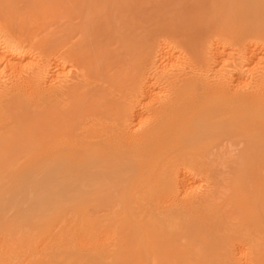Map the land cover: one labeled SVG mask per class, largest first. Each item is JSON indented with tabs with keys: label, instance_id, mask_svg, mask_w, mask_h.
<instances>
[{
	"label": "bare ground",
	"instance_id": "6f19581e",
	"mask_svg": "<svg viewBox=\"0 0 264 264\" xmlns=\"http://www.w3.org/2000/svg\"><path fill=\"white\" fill-rule=\"evenodd\" d=\"M237 1L238 0H216L214 3L212 2V4H211V2L209 0H163L162 4L164 3V5L168 6V7L171 6L172 9H173V7H176V9H173L170 11H168L166 9L167 12L162 11L161 13H159L160 12L159 5H157V4L153 5V8L155 9V11L151 10V8L148 7V5H150V3H148L149 0H0V165H3V167H5L6 166L5 163L10 164L11 161H12V164H14L13 161L17 162V165H18V163H20L21 165L24 163H27V161L29 159H32L31 157H33L34 154H36L35 148L37 146H36L35 142L38 143L39 142L38 140H40V142L42 141L43 149L42 148L41 149L43 150V152L45 154L44 158L46 160L45 163L44 162L43 163H44V165L46 164V168L50 173L53 170L56 171V169L57 170L59 169L58 171H60V173H59V179L58 180L69 179V176L66 175V172L68 171V169H70L71 166H73L75 168H76V166L85 167V168L89 167V170L91 169V166L103 168L102 172L104 173L103 174L104 178L107 177L109 180L111 179L110 181H112V182H106L105 185L107 188H106V190L104 189L105 193H101V191H98L96 193L95 197L97 196L96 198H97L98 204H101L104 201V200L102 201L101 199L107 200V199H110L111 197H113V199L116 197L115 198L116 202L119 201L118 199H121L120 197L122 196V193H123V189H121V186L122 185L125 186L126 182L130 178L129 177L127 180V177H125L126 175L125 176H117L115 179L113 177L114 175L112 177H108L107 175L110 172V171H108V169L115 167V165H120L121 167L132 168L133 172H134V170H135V172L139 171V173L141 171V173H140L141 175H139L140 177H138V179H136L135 181H132V182H134L135 192H138V194H136V196H138L137 198L142 196V199L145 202L142 203L143 201H141V203H139L140 206L139 205L136 207L133 206L135 209L131 206H129V207L133 208L132 210H134V211L130 210L131 212H134V214L136 213V215H138V216H135L132 213V215H134L132 218L133 219L135 218L134 221L137 220V224L140 227V231L142 230L145 233L146 238H149V237L151 238L150 239V246L151 247L148 245L151 250L148 249L147 251H148V253L150 251L152 252L151 257L153 259V262L151 259L150 260L153 264H234V263H237L238 259H236V258L237 257L239 258V256H236L237 251H235V250H237L238 248L235 247L236 249L234 250L232 247H233V245L236 246V244H234V243H235V241H237L236 240L238 238L237 236H239L240 233L234 232L236 230H233L232 229L233 227L230 226V225H234V224H231L232 219L230 218V216H228V214H229V211L233 209V207H231L232 209L227 211V209H229V207H227V209H226L225 202L227 201V204H229L228 201L230 202V200H228V197L226 198L227 200H225L224 203L220 202L219 199H220V197H222V196H220L221 195L220 193L222 192L220 188H223V191H225L226 188L224 189V187H227L228 190L227 189L226 190L228 191L229 197L233 198V196L237 192V187L241 186L240 183H242L243 186L245 187L243 180H245V181L248 180L249 177H245V176L247 173L246 169L248 166H250V164L245 165L246 167L244 165H242L245 158H247V156L250 155L246 151L252 152V149H254L253 148L254 147V140L256 141V137H260V136L264 137V102H263V98H262V97H264V96H262V95H264V76L262 74L263 72L261 71V69L263 70L264 67L263 68L260 67L261 69L257 67L258 69H260V71H261L260 73L258 72L259 71L258 69H256L257 71H255V69H252L255 72L250 71V72H252L251 74H253V75H251L248 78H246V77L242 78L243 75H242V77H240L241 76L240 72L235 70V72H236L235 76L237 75V77L234 78V77H232L233 75L229 76L231 72H228L229 74L227 75V73L224 72L220 67V66H222V67L224 66V65H222L223 64L222 61L224 63H227L226 60L227 61L229 60L228 58L230 56L228 57L225 55L226 57H224V59L226 58V60L222 59L220 61V66L218 65L220 67V70L217 71V68H219L218 66L214 67V68H216V71H215V69H214V71L217 72L216 75L213 72V75H215V77H214V76L209 75L210 71H213L212 70L213 67H211V66L214 63H212V64L210 63L211 64L210 65L209 62H207L206 58L204 57L205 54L204 55L201 54L202 50H201V52H199L200 47H203V45H200V44L204 43L203 39L201 42H199L201 39L199 37V33L201 32V35H203L202 32L204 31L203 28L205 27V26L203 27V25H205V23H207V26L211 27L212 23H215L216 21L221 20L223 22V24H221V23L220 24L223 25V27H226L228 25V23L229 24L232 23V27H234L233 21L235 20V17H234L233 12L231 14V15H233V17L229 16L226 18L225 15L228 12H230V10L225 11L226 14L224 15L225 16L224 17L222 13H223V9L225 8V6L222 9V12L220 13V14H222L221 16L219 14V9H220V6H222L223 4H226V3H227V6L229 5L228 3H230V5H234V4L239 5V3H238L239 1L238 2ZM240 1H243V0H240ZM236 2H237V4H236ZM251 2L253 3V1H251ZM241 3H243V5H244V2H240V5H242ZM258 3H259V5H257V10L260 9L259 8V6H260L262 8V11H263L262 13H264V0H260V2H258ZM162 4L160 2V5H162ZM245 4H247L246 8L253 6V5L248 6V3H246V2H245ZM164 5H162V6H164ZM172 5H174V6H172ZM240 5H239V7H237V6L236 7L240 8ZM255 6H256V4H255ZM209 9L212 11H210ZM226 9H228V7ZM229 9H232V7L231 8L229 7ZM245 9L244 10L241 9V10H242V12L244 11V13L246 14ZM237 10L239 12L240 9H236V11ZM250 11H251V9H250ZM259 11H261V10H259ZM259 11H257V14H256L257 18L256 19H258V12ZM240 13H241V11H240ZM247 14H249V13H247ZM252 14H254V13H252ZM240 15H242V13ZM248 16H250V15H248ZM241 18L242 17L240 16L239 19H241ZM242 19H244V18H242ZM247 19H249V18L247 17ZM241 20H239V21L241 22ZM236 22H237V20L235 21V23ZM242 22H244V21H242ZM248 22H250V21H248ZM262 22L264 23V21H262ZM262 22H259V20H258L257 23L260 24V26H261ZM200 23H202L201 26L203 28H201V29L203 31L202 30L199 31L200 28H197V27H201V26H197V24L199 25ZM253 23H254V21H253ZM220 24H219V26H220ZM244 24H245V22H244ZM237 25H239V24H237ZM242 25L243 24H241L239 26H242ZM213 26L211 27L212 31L215 30V28H216V27L213 28ZM230 26H231V24H230ZM230 26H229V28H230ZM260 26H256V27L247 26L246 28L240 27L239 29L236 28L237 30H235L233 32V35H234L233 39L236 38L235 41L233 40L234 42H237L238 39H239V41H247V43L244 45L245 46L244 49L242 50V54H243L242 57H244L249 62V64H251L253 61H255V64H256L255 59L257 58V61H258V58L260 60V58L262 57L261 54L264 55V39L263 40H256V41L253 40L254 39L253 37L258 36L257 33L259 32L258 30L260 29ZM221 27H219V28H221ZM204 29L206 30L207 28H204ZM222 30L225 31L226 34H231V33H227V29L222 28ZM230 30L232 31L231 28H230ZM209 31H210V29H209ZM223 31H220V33H216V34H222V33L225 34ZM163 32H166V34L173 35V37L171 36L173 39L175 37L180 39L181 40L180 45H181V47H184L183 51L187 50V49H189V50H191V49L198 50L199 49L197 52L195 50H192L189 52L195 53L196 55L194 54V56H196L197 58L199 55L200 58H198L197 60H193L194 63H190L192 61L189 62L187 60V62L185 64H187V63L191 64V65L190 64L187 65V66H190L188 69L184 68L186 65L183 63L185 66H183V68H182V66H180L181 69L180 70L178 69L177 73L170 75V73L172 74V72L169 73L167 71L169 74L166 73V75L164 74V76H162L163 75L162 73L166 72L165 69H167V67H166L167 64H166V66H164L160 62H162L163 59L169 58V57L165 58L164 56H170V59H171V56H173V52L175 51L174 50L171 52V50H173L171 47L172 44L171 43H168L169 45L166 44L168 40L166 41L165 39L163 40V42L159 41L161 44H163L166 41L163 46L159 45L157 47L158 44L156 45L157 49H160V50H157L156 47L154 48V45L157 41L158 36L160 34H163ZM215 32H218V31H215ZM228 32H229V30H228ZM260 32H261V30H260ZM208 33L210 34V32H208ZM205 34L206 33H204V36L207 35V34L206 35ZM211 35H209V37ZM233 35L231 34L232 37H233ZM201 37L203 38V36H201ZM217 38L218 37H216V39H214V38L213 39L218 40ZM258 38L261 39V36ZM263 38H264V36H263ZM178 39L175 38V41ZM197 39H199V40L197 41ZM208 40L209 39L207 38L206 42ZM222 40H224V39H222ZM196 41H197V43L199 42L198 43L199 45L197 44L198 46L196 45ZM219 41L220 40L217 41L218 45L216 44L217 42L214 43L215 47H218V48L222 47L223 46L222 44H224V42H227L228 40L227 41L224 40L221 45H220L221 41L220 42ZM182 42L186 46H183ZM212 42H213V40H212ZM229 42H230V44H228V42H227V44H228L227 47H230L229 45H231V41H229ZM208 44L209 43H207L206 45H208ZM214 44L213 45L211 44V45L214 46ZM227 44H224V46H226ZM242 44H244V43H242ZM206 45H204V46H206ZM237 45H239V44H237ZM237 45H235V46H237ZM233 46L234 45H232L230 48L232 49ZM159 47H161V48H159ZM215 47H213V48L216 50ZM227 47H226V49H227ZM239 47H237L236 50L238 52H241L240 51L241 49L238 50ZM173 48H175V46H173ZM176 48H178V47H176ZM207 48L211 49V47H208V46L206 47V49ZM155 49L160 52V55L161 54L163 55L162 58L159 57L160 59H162V61L159 60L160 61L159 65L165 67V69L162 68V70H161V68H159V66L156 65L157 70L162 71L161 72L162 78L159 77V79H153V78H151V76H150V78H148L149 77L148 75H150L148 71H150V70L154 71L153 69H155L154 68L155 62L153 63V66H152V62L157 61V59H158L157 56L159 53L158 52L156 53ZM201 49L205 50V47L201 48ZM208 49L205 52H212L211 50H213V49H211L208 51ZM232 50H234V49H232ZM218 51H219V49H218ZM237 51H235V53H237ZM177 52L179 53V51H177ZM180 52H182V50H180ZM184 52H188V50L184 51ZM221 52H223V55H224V51H221ZM232 52H234V51H232ZM155 54H157V55H155ZM175 54H174V56H175ZM218 54H219V52H218ZM227 54H228V51H227ZM234 54H233V57L236 55V54L235 55ZM208 55H209V53H208ZM211 55H210V57L213 56V55L212 56ZM221 55H219V56H221ZM176 56H180V55L176 54ZM181 56H182V54H181ZM155 57H157L156 60H154ZM239 57H240V55H239ZM212 58H214V57H212ZM230 58H232V57H230ZM236 58L239 59L238 57H236ZM214 59H216L218 61V57H216ZM232 59H234V61L236 60L235 58H232ZM240 59H239V61H240ZM262 59H264V56L261 58V60H260L261 62H262ZM164 61H166V60H164ZM177 61H178V59H177ZM183 61H185V60H183ZM181 62H182V60H181ZM70 64H72V67L76 66L80 70V73H78L76 78L73 77V75H72V77H73V79L71 78L72 81L68 82L65 80V78H61L64 76V73H63V71L61 72V70L65 69V67H67L66 65H69V67H70L71 66ZM228 64L229 65L233 64L232 60ZM253 64L254 63H252L251 66H254ZM257 64H260V63H257ZM149 65H151L153 67V69ZM196 65H197V67H199L196 69L197 70L200 69L199 72H195ZM233 65H234V68H233ZM233 65H232V68L237 69L235 67H237L238 65L235 66L236 65L235 62ZM242 65L245 66L244 62ZM258 66H260V65H258ZM149 67L151 69H149ZM224 67H226V64ZM229 67H231V66H229ZM229 67L227 66V68H229ZM243 67H241V68H243ZM246 67H248V65H246ZM227 68H226V70H227ZM249 68H251V67H249ZM249 68L247 70H249ZM73 69H75V68H73ZM169 69H171V68H169ZM169 69H167V70H169ZM176 70H177V68H176ZM241 70H243V69H241ZM59 71H60L61 75H60ZM68 71H69V69H68ZM151 71H150V73H151ZM169 71H171V70H169ZM244 71H242V72H244ZM218 72H220V73H218ZM222 72H224V73H222ZM237 72H238V74H237ZM62 73H63V75H62ZM155 73H157V72H155ZM152 74H153V72H152ZM65 75H66V73H65ZM244 75L247 76V73L246 74L244 73ZM248 75H250V74H248ZM59 76H61V77H59ZM64 77L67 78V76H64ZM152 77H154V76H152ZM155 77H158V76L155 75ZM69 79H70V77H69ZM163 82L164 83L167 82V85H171V89L168 90V92H167V94H165V96H163L164 94H162V97H160L157 95H161V93H158L157 95L154 94V90H156L154 88L156 86H158V84H160V83L164 84ZM160 86L156 87V88H161V91L163 88V90L165 91L166 87H162V86L160 87ZM110 87H114V89H116V91H117V89L120 91L122 90L123 95L121 94V97L124 96V98H121L120 96H115V94H117L116 91L113 92L114 89L112 88L113 90H110ZM167 89H168V86H167ZM158 90H160V89H158ZM157 92L158 91H156V93ZM164 93H166V92H164ZM206 97H207V99H206ZM259 97L262 98L261 101L263 103H261V101H260L261 98H259ZM251 99H257L260 101V102L257 101V102H259L256 106L257 108L251 107V106H254V104L256 103L255 100H253L255 103H253L250 106V104L252 103ZM250 100H251V102H250ZM248 102H250V104H248ZM254 115L257 117L256 118L253 117ZM144 116H147V118ZM136 122L140 123L139 128H138V126L135 127V124L137 125ZM133 129H138V131H134ZM75 132L77 135L82 134L81 136L86 137V139L83 140V142H81L79 144H77L78 142L76 141L77 143H75V145H73V146L71 145L72 149L75 148L74 150H72L71 147L69 146V144H70L69 141L71 140L70 137H73L72 134ZM236 133L243 136V137L240 136L241 139L243 140L242 142L240 141L241 143H243L245 141V146L243 145L244 146L243 148H245V149L241 148L242 151H244L245 153L240 152L242 154L241 160H240V157L238 156L240 163H242L241 166H240L239 162L237 164L239 166H236V165L234 166L232 164L231 165V168H232L231 171H228V170H230V169H228V167H227L228 170H226L225 167H222L227 171L229 176H231V173H232V176L230 178H227L229 176H227V177L223 176L222 170L220 171L218 168L219 165H216L215 163H213L217 160V158L215 160V156L217 157V155H216L217 152H216L215 156L211 152V154H213L212 158L214 157L213 158L214 161H213L212 159L209 158L211 155L210 154H209L210 156L207 155L208 153H210L211 149L208 151L207 149H209V148H206L205 152L206 151H208V152H206L207 154L205 152H203V160L200 161V163H199V164L202 163L201 164L202 166L200 165L202 169H199L200 167L198 168L197 165H199V164L196 161L195 162L197 163V165H195L194 167H197V169L201 170V172L204 173V176H206L207 179H211L212 183H214V185L216 187L214 186V188H211V187L209 188L208 187L209 184H208V185H206L207 189L201 192L202 186L200 184L202 182L199 183V185H198L197 182H199V181H197L196 182L197 185H196L194 183L195 181L193 179L196 178L195 180H197V178H199L201 181H203V179H201V178H204V176H202L201 178L198 176L194 177L191 180H193L192 182L196 185V186H194L195 189H196V187L200 188V193H198L199 191L198 192L191 191L193 189V186H192L191 190L188 188L190 190V193H188V189L186 190V186H187L186 182L189 181V180H187V176H189V178H190L192 175L189 174L187 172V170H185L186 167L184 168V166H188L189 163L191 162V160L192 161L194 160V159H191L190 154L189 155L186 154L187 151H186V153L181 152L180 154H178L179 156L178 155L175 156L173 153L172 155H174V156H170L169 159L166 158V156H165L164 158H166V160H164V159H163L164 161L160 160V163L158 160V163L160 165L158 164V166H156V167H154V165H152L155 163V160L153 161V163L151 161H149L150 159L147 160L146 162L144 161L146 166L140 165L138 167V164H140L141 162L137 163V164L133 162V161L136 162L137 159L132 161V159L130 157V161H129V159H127L128 161H124V160H122L123 159L122 157L119 158L120 154L117 157L115 155H113L114 159L119 158L118 160H120L117 164H115L114 162H112L114 159L109 158V157L105 156V154H104V153H107V152L112 151V150H118V149L113 148L114 138L122 136V135H123V137L121 138V140L124 139L125 136L130 135L131 138L134 137V139H131L132 141L133 140L136 141V139H138L136 142H132V143H135V144L137 143L136 145H138V144L144 145L146 143L147 145L146 144L145 145L149 148H146L142 152H144L145 154L148 155V157L151 158V156L155 157V155L158 154V151L160 150L158 147H160V146H162V148H161L162 150H165L166 148H168V146L172 147L175 145L177 146V144L178 145L181 144L178 141L179 140L178 137H181V136H183V138H184L187 136L191 137V134H197V137L198 138L200 137L201 140H203L202 138L204 137V140L202 142L206 146L207 145L210 146L211 144H213L214 140L218 139L219 137H222L225 134L237 135ZM130 136L127 138L130 139ZM74 137L77 138L76 136H74ZM226 137H227V135H226ZM231 137H233V136H231ZM227 138H229V137H227ZM139 139H140V142H139ZM220 139H222V138H220ZM220 139H218V140L220 141ZM238 139L241 140L240 138H238ZM258 139H260V138H258ZM76 140H78V138ZM124 140L123 141L118 140V141L123 142V146L125 147L124 143L126 142V139H124ZM190 140H195V139L191 138ZM233 140H235V139H233ZM72 141H73V138H72ZM141 141L144 142V144L141 143ZM222 141L223 140H221V142ZM260 141H262V140H260ZM260 141H258V142H260ZM130 142L131 141H128L127 144ZM158 142H160L161 144L158 145L157 144ZM262 142H264V140ZM262 142H260V143H262ZM117 143H116V145H117ZM197 143H198V141H197ZM218 143L220 144V142H218ZM259 144H258V146H260ZM191 145H193V144H191ZM38 146H40V144ZM199 146H202V145L200 144ZM262 146L264 147V144ZM115 147H117V146H115ZM216 147H214V148H216ZM229 147H230V144H229L228 148ZM189 148H191V147H189ZM189 148L186 150H190ZM214 148H212V149L215 150ZM228 148L227 149L225 148V149L228 150ZM234 148H237V147L236 146L232 147V150ZM258 148H256V146H255V149H258ZM76 149L79 150L78 154H76V152H75ZM157 149H159V150L157 151ZM198 149H199V147H198ZM202 149H203V146H202ZM219 149H220V147H219ZM235 150L237 151V149H235ZM258 150H256V151H258ZM123 151H125V150H123ZM38 152H42V151L38 150ZM160 152H161V150H160ZM169 152H171V151H169ZM169 152L166 154L168 155ZM177 152H179V151H177ZM200 152H201V150H200ZM125 153H126V151H125ZM140 153H141V151H140ZM204 153L207 156H205ZM233 153L235 156L236 152L234 151ZM233 153H231V154H233ZM259 153H264V152L262 151ZM237 155H238V153H237ZM257 155H256V157H257ZM141 156H142V154H141ZM196 156L197 157L199 156L198 153L196 154ZM229 156H228V158H229ZM41 157L43 158V156H41ZM156 157L158 158L159 156L156 155ZM258 157H259V155H258ZM258 157L256 160L261 162V160H258ZM263 157H264V155H263ZM254 158H255V156H254ZM260 158L261 157H259V159ZM159 159H160V157H159ZM198 159H199V157L197 158V160ZM223 159H225V158H223ZM249 159H251V157ZM39 160L41 163L40 158H39ZM138 160H140V159H138ZM199 160H201V158ZM199 160H198V162H199ZM218 160H220V159L218 158ZM36 161H38V160H36ZM188 161H190V162H188ZM234 161H236L235 157H234L233 163H234ZM263 161H264V159H263ZM35 162H32V163L35 164ZM254 162H255V160H254ZM185 163H186V165H185ZM191 164H192V162H191ZM221 164H223L225 166L227 165L224 163H221ZM11 165H9V166L7 165V166L10 167ZM21 165H18L17 169H19V167L23 166V165L22 166ZM27 165H28V163H27ZM223 165H221V166H223ZM34 166H36V165H34ZM40 166H42V165H40ZM40 166L38 165V168ZM255 166L253 165L252 167H255ZM259 166H260V163H259ZM260 167L263 169L264 163H263V167L262 166H260ZM15 168L16 167H14V169ZM75 168H73V169H75ZM40 169L43 171V167H41ZM40 169H38V170H40ZM76 169H75V171H76ZM197 169H196V171H197ZM1 170H4V169H1ZM12 171H14V170H12ZM16 171L14 173V177L17 176V175L15 176V174L17 173ZM48 171H47V173H48ZM72 171H74V170H72ZM257 171L261 172V170H257ZM257 171L255 172V168L253 169V172H255L256 175H258ZM263 171H264V169H263ZM4 172L2 171V173H1V171H0L1 174H3ZM54 172L51 174H54ZM120 172H122V171H120ZM129 172H131V171L129 170ZM191 172L194 173L193 170L192 171L190 170V173ZM229 172H230V174H229ZM7 173H8V171H7ZM9 173H10V171H9ZM56 173H55V175H56ZM1 174H0V176H1ZM10 174H12V173H10ZM116 174H118V173L116 172ZM195 174H196V172H195ZM200 175L201 174H199V176ZM249 175H250V172H249ZM260 175L262 176V174H260ZM260 175H259V177H260ZM9 176L10 175H8L7 177H9ZM14 177L12 178L13 180H14ZM224 177H226L229 180H226V178H224ZM243 177H245V179ZM251 177H253V176H251ZM0 178H3V176H1ZM6 178H3V179H6ZM56 178H58V177L56 176ZM134 178H136V175ZM23 179L21 177V179L19 181H21ZM48 179L50 180V178H48ZM78 179L79 178H77L76 181ZM97 179H96V181H97ZM260 179H261V177H260ZM262 179H264V178L262 177ZM15 180H14V183H15ZM132 180H134V179H132ZM191 180L189 181L190 183H191ZM251 180H252V178H251ZM253 180H254L253 185L255 186V182H256L255 180H258V178L257 179L253 178ZM19 181L17 183H20ZM54 181H55V183H57L56 182L57 179ZM76 181H74V182H76ZM86 181L87 180L85 179V182ZM94 181H95V179H94ZM205 181H203V183ZM248 181H250V179ZM1 182H2V179H1ZM29 182H30V179L28 180V184H29ZM40 182L41 181H39V183ZM101 182L96 183L98 185L94 184V186L102 185ZM226 182H227V184H226ZM262 182H263V180H262ZM2 183L0 185H2ZM11 183H12V181H11ZM43 183H44V181H43ZM50 183L51 182H49L47 184H50ZM55 183L53 182L52 184L55 185ZM59 184H61V183H59ZM248 184L251 185L250 188L247 186ZM248 184L246 185L247 189L248 190L252 189L253 188L252 183L250 184V182H248ZM18 185H21V183ZM70 185H69V187H70ZM258 185H260V182ZM258 185H256L255 187H257ZM8 186H10V185H8ZM8 186H7V188H8ZM15 186H16V183H15V185H13V187H15ZM52 186L53 185H51V187ZM94 186H92V187H94ZM124 186H123V188H124ZM149 186L152 187V189H151L152 192H150V193L147 192L148 190L151 191L149 189ZM210 186H212V185H210ZM3 187H5V186H3ZM20 187H22V186H20ZM62 187H64V186H62ZM62 187L60 188V190L62 189ZM190 187H191V185H190ZM246 187H245V189H246ZM18 188L19 187H16V189H18ZM32 188L34 189L37 187L34 186ZM112 188H113V190L110 191ZM144 188H145V190L148 189V190H146V193H149V195L152 193L153 196L151 195L150 198L151 199L153 198L152 199L153 201L152 200H151V202L146 201L148 199L149 195L148 194L145 195V193H144L145 190H142ZM241 188H243V187H240L239 191L241 190V192H242V190L244 188L243 189H241ZM140 189L142 191H144L143 192L144 194L141 192L142 193L141 196H140L141 193H139V191H141ZM202 189H204V188L202 187ZM253 189H255V188H253ZM4 190H3V192H4ZM22 190H24V189H22ZM36 190L37 189L34 190V193L37 194ZM45 190L47 191V187L45 188ZM45 190L43 188L44 192L43 193L41 192L43 194V196H46V195H44L47 193ZM48 190L50 191V189H48ZM66 190H67V188H66ZM185 190L187 191V193ZM196 190H199V189L197 188ZM256 190H254V191H256ZM261 190L264 192L263 189H261ZM14 191H17V190H14ZM14 191L11 190L10 192H12V194H13ZM27 191H28V189H27ZM40 191H42V190L39 189L38 192H40ZM61 191H60V193H61ZM92 191H94V189ZM182 191H185L184 193H186V194H183ZM250 191L251 190H249V193H250ZM24 192H26V190ZM24 192H23V194H25ZM124 192H126V194H127L128 191L124 190ZM181 192L184 196L181 195ZM243 192H245L247 194V192L245 190H243ZM243 192H242V197L245 195V193L243 194ZM258 192L260 193L259 190H258ZM14 193L16 194V192H14ZM26 193H28V192H26ZM66 193H63L62 195L66 194ZM72 193H74V192H72ZM251 193H252V196H254V195L256 196L255 193H253V192H251ZM259 193H257V194H259ZM48 194H49V192H48ZM85 194H81V196L85 195ZM224 194H227V193H224ZM55 195H56V193H55ZM55 195H53V196H55ZM74 195H76V194H74ZM109 195H111V197ZM123 195H124V193H123ZM37 196H39V195H37ZM43 196L39 197V200L41 199L40 202H42V203H43V199H44ZM125 196L127 197V195H125ZM143 196H144V198H143ZM145 196L147 199L145 198ZM57 197H59V196H57ZM134 197H135V195H133L131 198L133 199ZM46 198H48V196ZM150 198L148 200H150ZM243 198H245V196ZM248 198H249V196H248ZM113 199L111 198L110 201H112V203L115 204L116 202L115 201L113 202ZM123 199H125V197ZM132 199H130V200L132 202H134L133 201L134 199L133 200ZM44 200H46V199H44ZM100 200H101V202H100ZM140 200H141V198H140ZM246 200L249 201V199H245L244 201H246ZM251 200H252V198L250 199V201ZM253 200H256V204L258 203L256 198H253ZM259 200H260V198H259ZM107 201H109V200H107ZM107 201H105L104 203H106ZM123 201H122V204L125 203V202L123 203ZM247 201L244 204H247L248 203ZM260 201H261L260 205H262V202H263L262 199ZM40 202H38V203H40ZM90 202L91 201H89V203ZM146 202L148 204L151 203L150 207H149V205H147ZM104 203L102 205H104L106 207L108 205H109L108 207H110V205L112 206V204H110V202H109V204H106V205ZM120 203H121V201L118 202L117 206L120 205ZM136 203L138 204V202H136ZM64 204H62V205H64ZM68 204H69V202L66 205L68 206ZM84 204H83L84 209H86L85 208L86 206ZM122 204L120 206H122ZM127 204H129V203H127ZM127 204H125V205H127ZM134 204H135V202H134ZM134 204L132 203V205H134ZM254 204H255V202H254ZM43 205L46 206L48 204L45 205V202H44V204H42L41 206H43ZM96 205H97V202H96ZM151 205H152V207H151ZM235 205L237 207L239 206L238 208H241V209L243 207L244 208L246 207L244 205H243V207H241L240 205H237V204H235ZM250 205L247 204V207L252 206V205L251 206ZM113 206L115 207V205H113ZM117 206H116L117 210L116 209L112 210L114 208L113 207V208H111V210H112L111 212L117 211L116 213L118 215H121V213L124 214L122 211H120L123 209H120L119 208L120 206H118V208H117ZM256 206L259 207L258 204ZM124 207L126 209V206H124ZM224 207H225V209H224ZM258 207H256V208L257 209L262 208V207H260V208H258ZM35 208L37 209V207H35ZM137 208H139V209H137ZM236 208H235V210H236ZM238 208H237V210H238ZM77 209H81V207L80 208L78 207ZM101 209H103V208H100L99 210H101ZM104 209L106 210V212L108 209L110 210V208H108V209L104 208ZM245 209L247 210V208H245ZM248 209L250 210V208H248ZM252 209L255 210L254 207ZM66 210L68 211V215L70 214V216L72 217L71 221H73V217L75 215L73 214V212L71 214L70 210H68V209H66ZM99 210H98V212H100V213L103 212L102 210L101 211H99ZM105 210L103 212L104 215L101 214L104 216L102 218H100L101 216L98 217V215H96L97 212L94 210H93L94 213H91V211H90V214H88L89 215L88 218H90V217L93 218L92 219L93 221L90 220V221H92V224H93L91 231L93 230L92 233L95 232L93 234L95 237L97 235H99L98 238H100V235H102L103 237H101V238L105 239V241L109 240V238H110L111 239L110 241H113V243H115L110 248L111 245H108L107 243L102 241V242H104V244L101 243L100 245H105V244L108 245L107 247H104L107 250L106 253L102 254V256H101L99 251H97L101 248V247H99L100 245H98L99 242L94 241V242L98 243V244L95 243L98 246H96L94 243L93 244L96 247H94L93 244H92V246L96 249L99 247V249H97L96 251H92V252H95L94 254H97L96 252H98L99 255H97V256H99V257L94 258L95 260L90 257L89 259H92V260L87 261V259H86V261L80 262V261H82V259H81L80 261L76 262L75 259L77 260V257H75V259H74L71 254H70L71 255L70 257L65 256V255L63 256L60 253H58V255H57V253H55V255H53L52 254L53 250L56 249L57 247H60V246H56V248L53 247L54 248L53 250L51 249V251H50V252H52L51 255L47 256V254H46L45 257H42L40 259V261L34 262V264H135L133 262V260H135V258L133 259L132 256L134 254L138 253L137 252L138 245L134 242L136 239V234H138L140 231H135L137 229H135L134 227L131 226V222H130V224H128V223H126V221H122L120 218H122L123 215L120 216V218H119L120 220L118 221L117 217H119V216L111 217V214L109 212H107V213H109L110 216L105 214ZM249 210H247L246 213ZM67 211H66V213H67ZM82 211H83V213L88 212V211L84 212V210H82ZM135 211H137L138 213ZM241 211L242 210H240V212ZM245 211H242V212H245ZM251 211H253V210H250L251 214L248 212V214H249L248 216L253 214V212H251ZM263 211L264 210H262V212H260V210H259L260 215H261V213H263ZM19 212H21V211L19 210ZM30 212H32V211H30ZM35 213H37V211H35ZM35 213H34V215H35ZM49 213H51V212H49ZM100 213H98V214H100ZM116 213H114L113 215H116ZM17 214H18V212H17ZM22 214H24V211L22 212ZM54 214H56V213H54ZM91 214H93V215L95 214L96 216L95 217H93V215L90 216ZM231 214H232V212H231ZM236 214L239 215L241 213L237 212ZM0 215L2 216L3 214H0ZM65 215H67V214H65ZM72 215H74V216H72ZM83 215H82V217H83ZM232 215H234V214H232ZM232 215H231V217H233ZM84 216H86V215H84ZM124 216L126 217L125 214H124ZM252 216H251V218H252ZM257 216H259V215H257ZM80 217H81V215H80ZM80 217H78V219ZM136 217H137V219H136ZM228 217L230 219V222H229L230 225L228 224V221H229ZM261 217H263V215ZM115 218H116V220H115ZM132 218H130V219H132ZM254 218H255V215H254ZM4 219H5V217H4ZM6 219H8V218H6ZM60 219H62V218H60ZM235 219H237V217H234V220ZM258 219H260V218H258ZM21 220H22V217H21ZM34 220H36V219H34ZM62 220L64 221V218ZM132 220H130V221H132ZM71 221H70V223L68 221H66V222H68L69 224H72L73 222H71ZM77 221H79V220H77ZM81 221L83 222V220H81ZM90 221H88V222H90ZM239 221H240V219H239ZM256 221H258V220H256ZM262 221H264V220H262ZM3 222H6V220H3ZM10 222H6V223L9 224ZM53 222H54V224H53ZM88 222L86 221L85 224ZM236 222L237 223H235V225L238 224V220ZM14 223H15V220H14ZM63 223L61 220H58L56 218L51 217V219L45 220L44 226L41 225L42 228H41V226L40 227L37 226V227H39V229L37 228V230L40 231L41 236L43 235V238H44V239L42 238V240H44V241H42L43 243L40 240V243H42V244H39V245L42 246V245H44V242L48 243L49 240H53V241L56 240V242L58 243V241H59L58 239L62 235L61 234L62 230H64V232H67V230L65 231V228L67 229V226L69 225L67 223H64L66 225L63 226L62 225ZM8 224H5V225L7 226ZM80 224H82V223H79V225ZM239 224H241V222ZM247 224H248L247 226H249V223H247ZM261 224H264V222H261V220H260L259 225H261ZM76 225L78 226L77 223H76ZM2 226H3V228L6 227V226L4 227V225H2ZM245 226H243V228H245ZM21 227L22 228L26 227V229L28 228L27 225L26 226L24 225ZM63 227H64V229H63ZM80 227L81 226H79L78 228H80ZM83 227L84 226H82L80 229L77 228L78 231H80L79 233H81V231L85 228V227L84 228ZM86 227L89 228L88 224ZM131 227L134 228L135 230L132 229ZM234 227H236V226H234ZM250 227L251 226H249L248 230L250 229ZM262 227L264 228V225ZM3 228H0V229L2 230ZM12 228H15V227H12ZM252 228H254V227L252 226ZM263 228L260 229V227H259L258 228L259 230H256V229L255 230L258 233L260 230L264 231ZM70 229H72V227ZM237 229H239V227H237ZM241 229H239V230L241 231ZM84 230H86V229H84ZM19 231H23L21 234V235H23L24 230L21 229ZM28 231H30V229ZM28 231H27V233H29ZM31 231H33V229H31ZM34 231H36V229ZM73 231L74 230L72 229V232ZM75 231H77V230H75ZM87 231H89V230L87 229L86 231H82V234H83V232L86 233ZM227 231L237 233V234L235 236H232L233 234L231 235V233H230V235H229L227 233ZM245 231H246V229H245ZM261 231L259 232L261 235L259 233H258L259 235H257V233L255 234V232L253 234H255L256 236H259L262 240L264 233L262 235ZM14 232H15V230H14ZM72 232L70 231L71 235H72ZM16 233H17V235H19L20 232L18 233V230H17ZM16 233H14L13 236L17 237ZM67 233H69V231ZM75 233H76L75 235L78 234V236H80L82 238V235H79V233H77V232H75ZM223 233L225 235L227 234L229 237L230 236H232L234 238L236 237V239H233L232 237L229 238V239L232 238V241L235 240L234 243L230 244V242H232V241H230L229 239L226 240L228 238V236H227V238H226V236L224 237ZM29 234H31V233H29ZM70 234H68V235H70ZM86 234H85V237L88 235V234L87 235ZM90 234L91 233H89V235ZM241 234L243 235V232ZM21 235H20V237H21ZM68 235L66 237H69V239H71L70 236H68ZM242 235H240V236L242 237ZM78 236H77V239H78ZM94 236H92V237H94ZM182 236H185V238L188 237L189 239L187 238V240H186L183 237L185 239L183 241ZM246 236L247 235L245 234L244 237L247 238ZM2 237L3 236H1V238ZM8 237H9V234H8ZM71 237L73 239V237H76V236L72 235ZM259 237H257L258 240H260ZM62 238H65V237H62ZM90 238L91 237H89L88 241H91ZM138 238H139V242H140V237H138ZM252 238H254V237H252ZM257 238L255 237V239H257ZM31 239L32 238L30 236V242H32ZM77 239H76V241H78L80 238L78 240ZM84 239L85 238L83 236L82 240H84ZM238 239H240V238H238ZM0 240L2 241V239H0ZM11 240L13 241L11 243L12 246H13V244L17 243V241L19 242V240L14 241V238ZM21 240H22V237H21ZM26 240H27V234H26ZM45 240H47L48 242ZM64 240H66V239H64ZM74 240H75V238H74ZM82 240H81V242H83ZM95 240L100 241V239H95ZM188 240H191V242ZM224 240L229 242L228 243L229 247L235 251L234 253L236 255L231 253L230 250H232V249H229L228 246L226 247V241L224 243ZM240 240H241L240 242H242L243 239H240ZM248 240L249 239H247V241ZM258 240H257V242H258ZM261 240L259 242H261ZM5 241L3 240L2 242H5ZM27 241L25 244L29 246L30 242L28 241L29 243L27 244ZM37 241H36V243H38ZM76 241H74V242H76ZM85 241H87V239ZM181 241L182 242L186 241V242L184 243V245L183 244L181 245L180 244ZM247 241L245 242V244L247 243ZM2 242L0 245L1 246V248H0V264L15 263L14 261H17L16 259L14 260V258H16V255L14 258H12L13 254L15 253L14 250L18 249V252H19V250H20L19 248L20 247L22 248V246H24V243H22L20 241L21 242L20 244H22V246H20L19 244L17 246L15 244L16 246L14 245V247H16V248L14 249V247H12L14 250H13V252H11V249H10L11 247L8 248L7 245H2ZM9 242H10V240H9ZM23 242H24V240H23ZM33 242H35V239ZM74 242H72L73 245H74ZM250 242H251V239H250ZM59 243H60V245H61V243L63 244L62 241H60ZM64 243H65V241H64ZM72 243H69V245L72 246ZM79 243L80 242L78 241V244ZM89 243H92V242H88L87 244L89 245ZM108 243H112V242H108ZM253 243H255V242L253 241ZM53 244H54V242H53ZM53 244H51V245L53 246ZM78 244L77 245L75 244L76 247H74V249L76 248V252L80 249L79 247H77ZM85 244L83 243V247H82L83 252L85 250V247H84ZM140 244L143 247L141 242H140ZM238 244L241 245V243H239V241H238ZM245 244L243 245V243H242V246H245ZM257 244H259V243H257ZM48 245L51 247L50 244H48ZM48 245L46 246L47 248H49ZM69 245H68V247H69ZM231 245H232V247H231ZM250 245H251V247L254 248L251 250L252 251L254 250L253 254L255 257V253L256 252L259 253L258 250L261 251L262 247H261V245H258L260 247V249L258 247V250L255 252V250H256L255 247H257V246L255 245V247H254V245H252V244H250ZM250 245H248L249 247H247V248H250ZM92 246H90V247H92ZM146 246H144L143 248H145ZM262 246H264V241H263ZM24 247H23L24 253L26 252V255H27L28 254L27 251H28L29 247L28 248L26 247L27 249ZM31 247H33V246H31ZM36 247H39V246H36ZM43 247H44V251L47 252V249L45 248V246H43ZM174 247L177 250V252L180 251V247L183 248V251H180L181 253L179 252V253L174 254L173 253V250H175V249H173ZM102 248H103V246H102ZM241 248L242 247L240 246L239 252H240ZM30 249H33V248H30ZM92 249L90 248L87 251L90 252V250H92ZM56 250H54V252ZM68 250H69V248H68ZM93 250H95V249H93ZM104 250H102V252H104ZM144 250L145 249H143V251ZM233 250H232V252H233ZM251 250H250V252H251ZM29 251H31V250H29ZM40 251H42V247L38 252V254L41 256V255H43V253L41 252V254H40ZM48 251H49V249H48ZM59 251H61L60 248H59ZM87 251H85V252H87ZM245 251L246 250H244V252ZM89 252H87L88 255H89ZM242 252H243V250H242ZM77 253L79 255H81L82 251H80V253L79 252H77ZM143 253L146 254L145 259H147L148 258L147 256L150 253L148 254V253H146V251H144ZM247 253H248V251H247ZM249 253H248V255H249ZM262 253H264V250L261 251L259 254L262 255ZM38 254H36V255L38 256ZM242 254H244V253H242ZM242 254H240V255H242ZM259 254L257 255L258 258L260 257ZM30 255H33V254H30ZM34 255H35V252H34ZM36 255H35V257H37ZM85 255L86 254H84L83 257ZM137 255L138 254H136V257H137ZM245 255H246V253H245ZM18 256L20 257V255H18ZM24 256H23V258H24ZM249 256H251V255H249ZM31 257H33V256H30V258ZM131 257H132V259H131ZM149 257H150V255H149ZM25 258H26V256H25ZM30 258H28V259L31 261L32 258L31 259ZM68 258H70V259H68ZM84 258H87V255ZM242 258H244V260H245V256ZM248 258L249 257H247V260L250 261ZM20 259H21V257H20ZM79 259H80V257H79ZM97 259H99V260H97ZM239 259H241V257ZM250 259L252 260L251 257H250ZM25 260H27V259H25ZM71 260H74V261H71ZM83 260H85V259H83ZM137 260H139V259H137ZM137 260H135V262ZM24 261H20V262H23L22 264H24ZM27 262H29V261H27ZM147 262H148V260H147ZM240 262H241V260H240ZM250 262H248L247 264H252ZM18 264H21V263L18 262ZM25 264H27V263L25 262ZM239 264H242V262ZM245 264H246V262H245Z\"/></svg>",
	"mask_w": 264,
	"mask_h": 264
},
{
	"label": "rangeland",
	"instance_id": "374dc122",
	"mask_svg": "<svg viewBox=\"0 0 264 264\" xmlns=\"http://www.w3.org/2000/svg\"><path fill=\"white\" fill-rule=\"evenodd\" d=\"M210 2H211V4H212V2L214 3L216 0H209ZM239 1V2H238ZM237 2L239 3V5H240V2H244V5H243V3H241L242 5H240V8H237V7H239V5L237 4V2H236V4L237 5H230V3H228L229 5L227 6V3L226 4H223L222 6H220V9H219V14L222 12V9L224 8V6H225V8L223 9V16L226 14V12L225 11H227V10H230V12H228L225 16H226V18L227 17H233V15H231L232 14V12H233V14H234V17H235V20L233 21V24H234V27H232V23H230L231 24V26H230V24L228 23V25L226 26V27H223V25H221V24H223V22L221 21V20H219V21H216L215 23H212V26H213V28L214 27H216L215 28V30H213L212 31V29H211V27L210 26H207V23H205V25H203V27L204 28H207L206 30L201 26L202 25V23H200L199 25L197 24V26H201V27H197V28H200L199 29V31L200 30H202L201 28H203V35H201V32L199 33V37L201 38H199L200 39V41L199 42H201L202 41V39H203V41H204V43H202V44H200V45H203V47H200V51L199 52H201V50H202V52H201V54L202 55H204V57L206 58V60H207V62H209V64L211 63H214V64H212V66L211 67H213V71H210V74L209 75H211V76H214L215 77V75L217 74V72H215L216 71V68H214V67H216V66H220V61L222 60V59H224V57H226V56H230V57H232V58H235L236 60L234 61V59H232V58H228L229 60V62L226 60V58L224 59V60H226V62L227 63H224L223 61H222V65H224L225 66V64H226V67H222V66H220L221 67V69L224 71V72H226L227 73V75L229 74L228 72H231L230 73V75L229 76H231V75H233L232 77H234V78H236L237 77V75L235 76V74H236V72H235V70H237V71H239L240 72V77H242V75H243V77L242 78H248V77H250L251 75H253V74H251L252 72H255V71H257L256 69H258V68H260V67H264V59H262V62L260 61L261 60V58L264 56L263 54H261L262 55V57L260 58V60H259V58H258V61H257V58L255 59L256 60V64H255V61H253L252 63H254L253 65L254 66H251L252 65V63L251 64H249V62L244 58V57H242V50L244 49V45L247 43V41H239V39H238V41L237 42H234L235 41V39H233L234 38V35H233V32L235 31V30H237V29H239L240 27H247V26H253V27H256V26H260V24H258L257 22H258V20H259V22H262V21H264V13H262L263 11H262V8L259 6V8L260 9H258L257 10V5H259V3L258 2H260V0H243V1H240V0H238ZM251 1H253V3L251 2ZM160 2H161V4H162V2H163V0L161 1V0H149V2L148 3H150V5H148V7L149 8H151V10H154L155 11V9L153 8V5L154 4H157V5H159V9H160V12L159 13H161L162 11H165V12H167L166 11V9L168 10V11H170V10H173V9H176V7H173V9H172V7L171 6H165L164 5V3L162 4V5H164V6H162V5H160ZM245 2L246 3H248V6H251V5H253V6H251V7H248V8H246V5L247 4H245ZM255 4H256V6H255ZM172 6H174V5H172ZM234 6V7H233ZM237 6V7H236ZM228 7V9H226ZM229 7L231 8L232 7V9H229ZM245 9V11H246V14L244 13V11L242 12V10H244ZM236 9H240L239 10V12H238V10L236 11ZM242 9V10H241ZM250 9H251V11H250ZM210 10V9H209ZM259 11V10H261V11H259L258 12V19H256L257 18V11ZM210 11H212V10H210ZM240 11H241V13H242V15H240L241 13H240ZM225 12V13H224ZM237 12V13H236ZM251 12V13H250ZM240 13V14H239ZM247 13H249V14H247ZM252 13H254V14H252ZM222 14H220V16L222 15ZM228 15V16H227ZM247 15V16H246ZM248 15H250V16H248ZM222 16V17H223ZM224 16V17H225ZM240 16L242 17V18H244V19H239L240 18ZM246 17V18H245ZM247 17L249 18V19H247ZM255 17V18H254ZM260 17V18H259ZM220 19V18H219ZM246 19V20H245ZM254 21V23H253V21ZM237 20V24H239V25H241V24H243L242 26H239V25H237L236 23H235V21ZM239 20H241V22L239 21ZM250 21V22H248V21ZM242 21H244L245 22V24H244V22H242ZM248 22V23H247ZM252 22V23H251ZM221 23V24H220ZM241 23V24H240ZM250 23V24H249ZM219 24H220V26H219ZM249 24V25H248ZM254 24V25H253ZM210 25V24H209ZM245 25V26H244ZM207 26V27H206ZM221 27V28H219V27ZM229 26H230V28L232 29V31L230 30V28H229ZM237 26V27H236ZM218 27V28H217ZM210 29V31H209V29ZM222 28L223 29H227V33H231L232 35H233V37L231 36V34H226L225 33V31H223L222 30ZM229 28V29H228ZM237 28V29H236ZM262 28V29H261ZM217 29V30H216ZM234 29V30H233ZM228 30H229V32H228ZM260 30H261V32H260ZM263 30V31H262ZM206 31V32H205ZM215 31H218V32H215ZM220 31H223L225 34H216V33H220ZM259 32L257 33V37H253L254 39V41H256V40H263L264 38H263V36H264V23L262 22L261 23V26H260V29L258 30ZM208 32H210V34L208 33ZM204 33H208L209 35H211L210 37H209V35L207 34H205L206 36H204ZM217 36H216V35ZM162 35V36H161ZM263 35V36H262ZM161 36V37H160ZM169 36V37H168ZM173 37V35H170V34H166V32H163V34H160L159 36H158V38H157V41H156V43H155V45H154V48L156 47V45H157V47L160 45V46H163L164 44H165V42L167 41V43L166 44H168V43H171L170 45H171V47H172V49L173 50H171V52L172 51H174L173 52V56H171V59H170V56H164L165 58L166 57H169L168 59H163V61L164 60H166V61H162V59H160V58H162V54L160 55V52L159 51H157V50H160V49H157V47H156V53L158 52L159 54H158V59H157V57H155V59L154 60H156L157 59V61H153L152 62V66H153V63H154V68L155 69H153V67L151 66V65H149L150 67H152V69L154 70V71H151V73H150V71H148L149 72V74L150 75H148L147 77L148 78H150V76H151V78H153V79H159V77L160 78H162V76H164V74L166 75V73L167 74H169L170 72H172V74L170 73V75H173V74H175V73H177L178 72V69L180 70L181 68H180V66H182V68H183V66H185L184 68H189L190 66H187V65H189L190 63H194L193 62V60H197L198 58H200V56L198 55V58L196 57V56H194V54L195 53H193V52H189V51H192V50H195L196 52L199 50H196V49H191V50H189V49H187L186 47V49L188 50V52H184V51H187V50H184L183 51V49H184V47H181V40L180 39H178L177 37H175L176 39H178V40H176L175 41V38L173 39L172 37ZM201 36H203V38L201 37ZM231 36V37H230ZM261 36V39L260 38H258V37H260ZM205 37V38H204ZM216 37H218L217 39L218 40H220L221 41V43H220V45L223 43V41L224 40H228L227 42H228V44H230V42L229 41H231V45H229L230 47L232 46V45H234L233 47H232V49H234V50H232L230 47H227L228 46V44H227V42H224V44H227L226 46H224V44H222L223 46L222 47H215V44L214 43H216L218 40H214V39H216ZM207 38L209 39L207 42H206V40H207ZM214 38V39H213ZM220 38V39H219ZM224 39V40H222V39ZM166 40L163 44H161L159 41H161V42H163V40ZM199 39H197V41L199 40ZM196 40V39H195ZM194 40V41H195ZM211 40V41H210ZM212 40H213V42H212ZM234 40V41H233ZM192 41V40H191ZM197 41H196V45L199 43H197ZM219 41V42H220ZM179 42V43H178ZM184 42V41H183ZM182 42V43H183ZM193 42V41H192ZM239 42V43H238ZM186 43V42H185ZM207 43H209L208 45H206ZM213 45L214 44V46H212L211 44ZM233 43V44H232ZM242 43H244V44H242ZM195 44V43H194ZM217 45H218V42L216 43ZM237 44H239V45H237ZM169 45V44H168ZM199 45V44H198ZM197 45V46H198ZM204 45H206V46H204ZM210 45V46H209ZM235 45H237V46H235ZM173 46H175V48H173ZM183 46H186L184 43H183ZM211 47V49H213V50H211L210 48L208 49V51L209 50H211L212 52H205V51H207V49H206V47ZM240 46V47H239ZM243 46V47H242ZM176 47H178V48H176ZM180 47V48H179ZM205 47V50L204 49H201V48H204ZM213 47H215L216 48V50L213 48ZM224 47V48H223ZM226 47H227V49H226ZM237 47H239L238 48V50H240L241 52H238L236 49H237ZM159 48H161V47H159ZM219 49V51H218V49ZM223 48V49H222ZM229 49V50H228ZM180 50H182V52H180ZM228 51V54H227V51ZM177 51H179V53L177 52ZM194 51V52H195ZM219 52V54H218V52ZM221 51H224V55H223V52H221ZM226 51V52H225ZM232 51H234V52H232ZM235 51H237V53H235ZM204 52V53H203ZM178 55H180V56H176V54ZM208 53H209V55H208ZM222 55H221V54ZM226 53V54H225ZM236 55H235V54ZM174 54H175V56H174ZM181 54H182V56L184 57H182L181 56ZM199 54V53H198ZM213 56H212V55ZM233 54L236 56V57H238L239 59L241 58H243L242 60L240 59V61H239V59H237L235 56L233 57ZM155 55H157V54H155ZM196 55V54H195ZM210 55L212 56V57H214V58H216V57H218V61L216 60V59H214V58H212V57H210ZM219 55H221V56H219ZM226 55V56H225ZM238 55V56H237ZM239 55H240V57H239ZM207 56V57H206ZM223 56V57H222ZM160 57V58H159ZM163 57V58H164ZM177 57V58H176ZM195 57V58H194ZM221 57V58H220ZM176 60H175V59ZM209 58V59H208ZM177 59H178V61H177ZM182 60V62H181V60ZM214 59V60H213ZM220 59V60H219ZM232 60V63L234 64V62L236 63V65L235 66H237V67H235V68H237V69H233L234 68V65L233 64H228V63H230L231 62V60ZM162 61V62H160V61ZM173 60V61H172ZM175 60V61H174ZM183 60H185V61H183ZM187 60L190 62V61H192V62H190V63H187V64H185L186 62H187ZM210 60V61H209ZM212 61V62H211ZM234 61V62H233ZM161 64H163L164 66H166V64H167V69H169V68H171V69H169V70H171V71H169V70H167V69H165V67L164 66H160L159 64L160 63ZM166 62V63H165ZM168 62V63H167ZM172 64H171V63ZM174 62V63H173ZM217 62V63H216ZM243 62H244V64H245V66L244 65H242L243 64ZM248 62V63H247ZM158 63V64H157ZM185 65H184V64ZM219 63V64H218ZM257 63H260V64H257ZM262 63V64H261ZM171 64V65H170ZM179 66H178V65ZM210 64V65H211ZM217 64V65H216ZM71 66L69 67V65H66L67 67H65V69H62L61 70V72L63 71V73H64V76H67V78L66 77H61V76H59V77H61V78H65V80L66 81H68V82H71L72 81V79H73V77H75L76 78V76L78 75V73H80V70L75 66V67H72V64H70ZM156 65H158L159 66V68H161V70H162V68L163 69H165L166 70V72L164 73H162L161 74V70L159 71V70H157V66ZM191 65V64H190ZM232 65H233V68H232ZM246 65H248V67H246ZM250 65V66H249ZM258 65H260V66H258ZM262 65V66H261ZM218 66V67H219ZM227 66L229 67V66H231V67H229V68H227ZM244 66V67H243ZM149 67V69H151ZM220 67L219 68H217V71L218 70H220ZM239 67V68H238ZM241 67H243V68H241ZM249 67H251V68H249ZM258 67V68H257ZM73 68H75V69H73ZM158 68V69H159ZM176 68H177V70H176ZM196 68H199V67H197V65H196V67H195V72H199V70H197ZM226 68H227V70H226ZM249 68V70H247ZM68 69H69V71H68ZM173 69V70H172ZM214 69H215V71H214ZM225 69V70H224ZM232 69V70H231ZM239 69V70H238ZM241 69H243V70H241ZM252 69H255V71H253ZM261 69V68H260ZM260 69H258L259 71V73L262 71L263 73V76H264V69L262 70L261 69V71H260ZM197 70V71H196ZM229 70V71H228ZM245 70V71H244ZM65 71V72H64ZM164 71V70H163ZM169 73H168V72ZM242 71H244V72H242ZM250 71H252V72H249ZM152 72H153V74H152ZM155 72H157V73H155ZM213 72L215 73V75H213ZM224 72H222V73H224ZM234 72V73H233ZM59 73H60V71H59ZM63 73H62V75H63ZM65 73H66V75H65ZM212 73V74H211ZM218 73H220V72H218ZM243 73V74H242ZM244 73L246 74L247 73V76L246 75H244ZM156 76H158V77H155V75ZM237 74H238V72H237ZM248 74H250V75H248ZM60 75H61V73H60ZM72 75H73V77H72ZM162 75V76H161ZM152 76H154V77H152ZM69 77H70V79H69ZM72 78V79H71ZM70 81H69V80ZM63 80V79H62ZM75 80V79H74ZM164 83V82H163ZM162 86V87H166V89H165V91L163 90V88H162V91H161V88H156V87H159V86ZM166 85V86H165ZM160 86V87H161ZM167 86H168V89H167ZM154 89H156V90H154V94L155 95H157L158 93H161V95H157V96H160V97H162V94H164L163 96H165V94H167V92H168V90L169 89H171V85H167V82H165L164 84H162V83H160V84H158V86H156ZM114 89V87H110V90H113ZM158 89H160V90H158ZM173 89V88H172ZM114 91H116V89H114L113 90V92ZM122 91V90H121ZM120 90H118L117 89V91H116V93L117 94H115V96H120L121 97V94L123 95V91L121 92ZM156 91H158L157 93H156ZM160 91V92H159ZM164 92H166V93H164ZM120 93V94H119ZM262 96H264V95H262ZM261 96V97H262ZM261 97H259V98H261ZM121 98H124V96L123 97H121ZM258 98V99H259ZM263 98V102H264V97H262ZM262 98L260 99V101L262 100ZM206 99H207V97H206ZM251 100H252V103L250 104V102H251ZM250 100V102H248V104H250V106L253 104V103H255L254 104V106H251V107H253V108H257L256 106H257V104L260 102L259 100H257V99H251ZM253 100H255V102L253 101ZM257 101H259V102H257ZM262 101H261V103H263ZM144 117H146L147 118V116H144ZM252 117V116H251ZM253 117H257V116H253ZM137 123V125L135 124V127H137L138 126V128H139V126H140V123H138V122H136ZM134 127V128H135ZM134 131H138V129H133ZM237 134V133H236ZM82 135V134H81ZM81 135H77L76 134V132L75 133H73L72 134V136L73 137H70L71 138V140L69 141L70 142V144H69V146L71 147V149H72V146L73 145H75V143H77V144H79V143H81V142H83V140H85L86 139V137H82ZM226 135H227V137H229V138H227L226 137ZM74 136H76L77 138H78V140H76L77 138H75ZM125 136V135H124ZM130 135H127V136H125L124 137V139H126V142L124 143L125 144V147L123 146V142H120V141H123L124 139H122L121 140V138L123 137V135L122 136H119V137H116V138H114V143H113V148H115V149H118V150H112V151H109V152H107V153H104L105 154V156H107V157H109V158H112V159H114V156L113 155H115L116 157L117 156H119V154H120V156H119V158H123L122 160H124V161H128L127 159H129V161H130V157H131V159H132V161L133 160H136L137 159V161L135 162V161H133L134 163H140V164H138V167L140 166V165H143V166H146V164H145V162L147 161V160H149V161H151L152 163H153V161L155 160V163L154 164H152V165H154V167H156V166H158V164L160 163V160H162V161H164V160H166V158H170V156H176V155H178V154H180L181 152H185L186 153V151H187V153L186 154H190V156H191V159H194L193 161L191 160V162H192V164H191V162L190 161H188V162H190L189 163V165L188 166H184V168L186 167V169L185 170H187V172L189 173V174H191L190 176V178H189V176H187V180H191L192 178H194V177H202V176H204V173H202L201 172V170H199V169H202L201 168V164H199L200 163V161H202L203 160V152H205V150H206V148H209V149H207L208 151L210 150V153H206V152H208V151H206L205 153L208 155V156H210L209 158L210 159H212L213 160V158H212V156H213V154H214V156H215V154H216V152H217V157L215 156V160H216V158H217V160L215 161V162H213V163H215L216 165H219L218 166V168H219V170L221 171L222 170V175L223 176H229L228 175V173H227V171L226 170H228V169H230V170H228V171H231V165L233 164L234 166L236 165V166H239V165H237L238 164V162L240 163V160H241V156H242V154L240 153V152H242V153H245L244 151H242V149H245V148H243L244 146H245V141L243 142V143H241L243 140L241 139V137H243V136H241L240 134H237V135H228V134H225V135H223L222 137H219L218 139H220V138H222V139H220V141L218 140V139H216V140H214V142H213V144H211L210 146H206L202 141L204 140V137L202 138L203 140H201V138L199 137H197V134H191V137L190 136H187V137H184L183 138V136H181V137H178L179 138V142L181 143V144H177V146L175 145V146H172V147H170V146H168V148H166L165 150H162L161 148H162V146H160V147H158L160 150H161V152H160V150L159 149H157V151H158V154H156V155H158L159 157H160V159H159V157L157 158L156 157V155H155V157H152L151 156V158L150 157H148V155L147 154H145L144 152H142V151H144L146 148H149V147H147L145 144H144V142H142L141 141V143H143L144 145H142L141 143V145H136L135 143H132V142H136L138 139H136V141H132L131 139H134V137L133 138H131V136H130V139L129 138H127V137H129ZM196 136V137H195ZM226 138H225V137ZM231 136H233V137H231ZM241 136V137H240ZM235 137V138H234ZM72 138H73V141H72ZM195 139V140H190V139ZM224 138V139H223ZM231 138V139H230ZM238 138H240L241 140H239ZM258 138H260V139H258ZM129 139V140H128ZM233 139H235V140H233ZM118 140H120V141H118ZM131 141L130 143H128L127 144V142L128 141ZM221 140H223L222 142H221ZM239 140V141H238ZM260 140H264V137L263 136H260V137H256V141L254 140V149H252V152H249V151H246V152H248L250 155H248L247 156V158H245V160H244V162H243V164L242 163H240V166H241V164L242 165H249L250 164V166H248L247 167V169H246V176L245 177H249L248 178V180L250 179V181H248V180H243V182H244V185H245V187H246V185L248 184V182H250V184L252 183V185H253V182H254V180H253V178L254 179H257L258 178V180H255L256 182H255V186L256 185H258L259 184V182H260V185H258L257 187H255L254 185L252 186L253 188H255V189H249V190H251L250 191V193H249V190L247 189V187H246V189H245V187L243 186V184L242 183H240V187H243V188H241V189H243V190H245L246 192H247V194L245 193V192H243V190H242V192H243V194L245 193V198H243L242 197V192H241V190L239 191V189H240V187H237V192L235 193V195L233 196V198H230L229 197V195H228V189H227V187H224V189H225V191H223V188H220L221 189V195L220 196H222V197H220V202H225V200H227L226 198L228 197V200H230V202L228 201V203L229 204H227V201L225 202V207H226V209H227V207H229V209H227V211H229L230 209H232L231 207H233V209L232 210H230L229 211V214H228V216H230V218L232 219L231 220V224H234V225H230V219H229V217H228V219H229V221H228V224L231 226V227H233L232 229L233 230H236V231H234V232H237V233H240L239 234V236L240 235H242L241 233L243 232V235H242V237L240 236H237L238 238H240V239H243L242 240V242H240L241 240L240 239H236V237L234 238V237H232V236H235L237 233H233V232H228L227 231V233L230 235V233H231V235L232 236H230V237H232L233 239H236L237 241H235V240H233L232 241V238L231 239H229L230 237L226 234H224L223 236L225 237L226 236V238H227V236H228V238L226 239V240H230V241H232V242H230V244H232V243H234V241H235V243L234 244H236V246L235 245H233V247H232V245H231V247L235 250L236 248H238L237 250H235V251H237L236 252V254L234 253L235 251L232 249V248H230L229 247V242L228 241H226V240H224V243H225V241H226V247L228 246V248L229 249H232L233 250V252H232V250H230L231 251V253H233V254H235L236 256H239V258L241 257V259H239L238 257L236 258V259H238L237 260V263H234V264H239V263H241L242 262V264H245V262H246V264L248 263V262H250V263H252V264H264V253H262V255L261 254H259L261 251H263L264 250V246H262L263 245V239H264V236H263V238H262V240H261V238L259 237V236H256L255 234L257 233L256 232V230H259L258 228L260 227V229L261 228H263L262 226L264 225V224H261V225H259V222H260V220H261V222H264V221H262V220H264V211H263V213H261V215H260V212H262V210H264V192L261 190V189H263L264 190V179H262V177L264 178V171H263V169L260 167V166H262L263 167V163H264V161H263V159H264V157H263V155H264V153H259V152H264V147L262 146L263 144H264V142H262V141H260ZM39 142L37 143V142H35L36 143V148H35V152H36V154H34V156L33 157H31L32 159H29L28 161H27V163H28V165H27V163H24V164H20V163H18V165H21L22 167H19V169H17L18 168V165H17V162H15V161H13L14 162V164H12V161H11V163L10 164H8V163H5L6 164V166L8 165H11L10 167H3V165H0V171H1V173H2V171L4 172L3 174H1V176H3V178H6L8 175H10L9 177H7L6 179H3V178H0V184L2 183V185H0V211L2 212H0V214H3L1 217H0V228H3V226L2 225H4V227L6 226L5 224H8V223H6V222H10L5 228H3L2 230L0 229V239H2V241L4 240H6L5 242H2L1 240H0V245H1V242H2V245H7L8 246V248H10L11 249V252H13V250L16 248V247H14V245L16 244L17 246H18V244L20 245V246H22V244H20L21 242L22 243H24V246H22V248L20 247L19 249V252H18V249H16V250H14V254H13V257L12 258H14L15 257V255H16V258H14V260L16 259L19 263H23V262H20V261H24L25 259H27V260H25L24 261V264H25V262L27 263V264H34V262H37V261H40V259L42 258V257H45L46 256V254H47V256H49V255H51V253L52 252H50L51 251V249L53 250L54 248H56V246H60V247H57L56 249H54V250H56L55 252H54V250H53V255H55V253H57V255H58V253H60L61 255H65V256H71L72 255V257L75 259V257H77V260L75 259V261L76 262H78V261H80L81 259H82V261H80V262H84V261H86V259H87V261H89V260H92V259H89L90 257L91 258H97V257H99V256H97V255H99L98 254V252H96L97 254H94L95 252H92V251H96L97 249H99V247H101L102 248V246H103V248L101 249H99V250H97V251H99V253H100V255L102 256V254H104V253H106V249L104 248V247H107L108 245H111L110 246V248L115 244V243H113V241H110L111 239L109 238V240H106L105 241V239H103V238H101V237H103L102 235H100V238H98V236L99 235H97L96 237L93 235L94 233H92V231H91V229H92V226H93V224H92V217H90V218H88L89 217V215L88 214H90V211H91V213H94V211H96L97 212V214L96 215H98V217H100V218H102V217H104L103 215V212H104V208H106V209H108V208H110V210L108 209L107 210V212H109L110 214H111V217H117V216H119V217H117V219H118V221L121 219L122 221H126V223H128V224H130V222H131V226L132 227H134L135 229H137V230H135L134 228H132V229H134L135 231H140V227L138 226V224H137V220L136 221H134L135 220V218L133 219L132 217L135 215V216H138V215H136V213L134 214V212H131V211H134V210H132L134 207L133 206H140V204L139 203H141V201H143L142 203H144L145 201L142 199V193L144 192V191H142V190H145V188L144 189H140L141 191H139V193H141L140 194V196L141 197H139V198H137L138 196H136V194H138V192H135V189H134V182H132V181H135L136 179H138V177H140L139 175H141L140 173H141V171H140V173H139V171L138 172H135V170H134V172H133V169L132 168H127V167H121L120 165H115V167H113V168H110V169H108V171H110L109 173H108V177H112L113 175V177H114V179L117 177V176H125V177H127V180H128V178H129V180L126 182V185L124 186V185H122L121 186V189H123V193H124V195H123V193H122V196L120 197L121 199H118L119 201H121V203H120V205L122 204V201H123V203L124 204H122V206L124 205V206H126V209H125V207L123 206H120V205H118V206H120L119 208L120 209H123V210H120V211H122L125 215H126V217L124 216V214H122L121 213V215H118L116 212H111L112 210H115L116 209V206H117V204H118V202L119 201H117L116 202V200H115V198L113 199V197H111V195H109L112 199H113V202L115 201L116 203L114 204V203H112V201H110L111 200V198L110 199H107V200H109V201H107V200H105V199H101L103 202L101 203V204H98V201H97V196L95 197V195H96V193L98 192V191H101V193H105V190H106V182H112V181H110L107 177L106 178H104V176H103V172H102V169L103 168H101V167H93V166H91V169L89 170V167H78V166H76V168L75 167H73V166H71L70 167V169H68V171L66 172V175H68L69 176V179H67V180H58L59 179V173H60V171H58L57 169H56V171L55 170H53L51 173H53L54 171V174H51L48 170H47V168H46V164L44 165V163H45V158H44V156H45V154H44V152H43V147H42V141L40 142V140H38ZM77 141V142H76ZM125 141V140H124ZM188 143H187V142ZM197 141H198V143H197ZM241 141V142H240ZM258 141H260V142H262V143H260V142H258ZM117 143V145H116V143ZM139 142H140V139H139ZM184 142V143H183ZM196 142V143H195ZM205 142V141H204ZM218 142H220V144L218 143ZM256 142V143H255ZM122 143V144H121ZM218 143V144H217ZM260 145V146H258V144ZM40 144V146H38ZM115 144V145H114ZM131 144V145H130ZM158 145H160L161 143L160 142H158L157 143ZM191 144H193V145H191ZM197 146H196V145ZM201 144L202 146H203V149H202V146H199V145ZM229 144H230V147L228 148V146H229ZM232 144V145H231ZM35 145V144H34ZM72 145V146H71ZM119 145V146H118ZM174 145V144H173ZM206 147H205V146ZM244 145V146H243ZM115 146H117V147H115ZM140 146V147H139ZM179 146V147H178ZM184 146V147H183ZM217 146V147H216ZM222 146V147H221ZM237 147V148H234L233 150H232V147ZM255 146H256V148H258V149H255ZM258 146V147H257ZM139 147V148H138ZM142 147V148H141ZM183 149H182V148ZM189 147H191V148H189ZM198 147H199V149L201 150V152H200V150L198 149ZM211 147V148H210ZM214 147H216V148H214ZM219 147H220V149H219ZM42 148V149H41ZM112 148V149H113ZM170 148V149H169ZM172 148V149H171ZM180 148V149H179ZM190 149V150H186V149ZM195 148V149H194ZM212 148H214L215 150H213ZM223 148V149H222ZM228 148V150H226V149ZM242 148V149H241ZM39 151H42V152H38V150ZM41 149V150H40ZM75 148H73L72 150H74ZM131 151H130V150ZM185 149V150H184ZM235 149H237V151L235 150ZM122 150V151H121ZM123 150H125L126 151V153H125V151H123ZM141 151V153H140V151ZM168 150V151H167ZM192 150V151H191ZM195 150V151H194ZM214 152H213V151ZM221 150V151H220ZM230 150V151H229ZM234 152H236L235 153V156H234V153L232 152V151ZM256 150H258V151H255ZM169 151H171V152H169ZM173 151V152H172ZM177 151H179V152H177ZM74 152V151H73ZM75 152H76V154H78V152H79V150L78 149H76L75 150ZM74 152V153H75ZM169 152V154L167 155L166 153H168ZM177 152V153H176ZM196 152V153H195ZM211 152L213 153V154H211ZM229 152V153H228ZM254 152V153H253ZM39 153V154H38ZM116 153V154H115ZM138 153V154H137ZM144 153V154H143ZM174 153V155H172ZM198 153V157H199V159L201 158V160H199V162H198V160H197V156H196V154ZM204 153V155L205 156H207L206 154ZM231 153H233V154H231ZM237 153H238V155H237ZM140 154V155H139ZM141 154H142V156H141ZM161 154V155H160ZM210 154V155H209ZM227 156H226V155ZM241 154V155H240ZM252 154V155H251ZM259 155V157H261L260 159H259V157H258V155ZM43 156V158L41 157V156ZM164 155V156H163ZM225 155V156H224ZM230 155V156H229ZM255 156V158H254V156ZM256 155H257V157H258V160H261V162L260 161H257L256 159H257V157H256ZM36 156V157H35ZM40 156V157H39ZM166 156V158H164ZM179 156V155H178ZM204 156V157H205ZM228 156H229V158H228ZM238 156L240 157V160L238 159ZM253 156V157H252ZM231 157V158H230ZM234 157H235V160L237 161H234V163H233V160H234ZM251 157V159H249ZM37 158V159H36ZM39 158L41 159V163H40V160H39ZM118 158V159H119ZM126 158V159H125ZM134 158V159H133ZM143 158V159H142ZM154 158V159H153ZM190 158V157H189ZM218 158L220 159V160H218ZM222 158V159H221ZM223 158H225V159H223ZM38 160V161H36V160ZM117 158H115L112 162H114L115 164H117L120 160H118ZM138 159H140V160H138ZM164 159V160H163ZM233 159V160H232ZM249 159V160H248ZM117 160V161H116ZM158 160H159V163H158ZM239 160V161H238ZM248 160V161H247ZM254 160H255V162H254ZM36 161V162H35ZM145 161V162H144ZM199 164V165H197V163ZM214 161V160H213ZM218 161V162H217ZM250 161V162H249ZM254 163H253V162ZM32 162H35V164L34 163H32ZM44 162V163H43ZM157 162V163H156ZM195 162V163H194ZM217 162V163H216ZM226 162V163H225ZM230 162V163H229ZM242 162V161H241ZM257 162V163H256ZM260 163V166H259V163ZM37 163V164H36ZM43 163V164H42ZM221 163H224V164H227L226 166L225 165H223V164H221ZM256 163V164H255ZM156 164V165H155ZM34 165H36V166H34ZM38 165L40 166V165H42V166H40L39 168H38ZM44 165V166H43ZM160 165V164H159ZM185 165H186V163H185ZM195 165H197L198 166V168L199 169H197V167H194ZM201 165V166H200ZM221 165H223V166H221ZM255 166V167H252V166ZM2 166V167H1ZM31 166V167H30ZM142 166V167H143ZM233 166V167H234ZM243 166V167H244ZM14 167H16L15 169H14ZM29 167V168H28ZM41 167H43V171L40 169ZM222 167H225V169L224 168H222ZM227 167H228V169H227ZM246 167V166H245ZM255 168V172L257 171V170H261V172L259 171H257L258 172V175H256L255 174V172H253V169ZM8 168V169H7ZM10 168V169H9ZM12 168V169H11ZM22 168V169H21ZM40 169V170H38V169ZM73 168H75L76 169V171H75V169H73ZM95 170H94V169ZM1 169H4V170H1ZM100 169V170H99ZM128 169V170H127ZM196 169H197V171H196ZM12 170H14V171H12ZM17 170V171H16ZM48 171V173H47V171ZM72 170H74V171H72ZM129 170L131 171V172H129ZM190 170L192 171H194V173L193 172H191L190 173ZM225 170V171H224ZM7 171H8V173H7ZM9 171H10V173H12V174H10L9 173ZM15 171L17 172L16 174H15V176L16 177H14V173H15ZM42 171V172H41ZM113 171V172H112ZM120 171H122V172H120ZM26 172V173H25ZM58 174H57V173ZM116 172L118 173V174H116ZM195 172H196V174H195ZM201 172V173H200ZM249 172H250V175L251 176H253V177H251L250 175H249ZM252 172V173H251ZM55 173H56V175H55ZM126 173V174H125ZM130 173V174H129ZM133 173V174H132ZM244 173V174H245ZM262 174V176L260 175V174ZM188 174V175H189ZM199 174H201L200 176H199ZM225 174V175H224ZM229 174H230V172H229ZM25 175V176H24ZM42 175V176H41ZM44 175V176H43ZM76 175V176H75ZM133 175V176H132ZM135 175H136V178H134L135 177ZM196 175V176H195ZM259 175H260V177H261V179H260V177H259ZM0 176V177H1ZM14 177V180H15V183H16V186L15 187H13V185H15V183H14V180L12 179L13 177ZM56 176L58 177V178H56ZM231 176H232V173H231ZM231 176H229V177H227V178H230ZM21 177H22V179L24 180H21V181H19L20 179H21ZM75 179H73V178ZM87 177V178H86ZM100 177V178H99ZM226 177H224V178H226ZM245 177H243L244 179H245ZM252 178V180H251V178ZM12 180H11V179ZM28 178V179H27ZM48 178H50V180L48 179ZM52 178V179H51ZM72 178V179H71ZM77 178H79L77 181H76V179ZM98 178V179H97ZM205 178V179H204ZM204 178H201V179H203V181H205L207 178H206V176H204ZM226 178V180H229V179H227ZM1 179H2V182H1ZM8 179V180H7ZM27 179V180H26ZM30 179V182H29V184H28V180ZM41 179V180H40ZM47 179V180H46ZM57 179V183H55V181L54 180H56ZM85 179L87 180L86 182H85ZM94 179H95V181H94ZM96 179H97V181H96ZM113 179V178H112ZM132 179H134V180H132ZM196 179V178H195ZM195 179H193L195 182V184L197 185V183H198V185H199V183H201L200 185L204 188V189H202V187H201V192L202 191H204V190H206L207 189V186L206 185H208V187L210 188H214V183H212V180L211 179H207L204 183H203V181H201L199 178H197V180H195ZM247 179V178H246ZM10 180V181H9ZM21 183V185H18V184H20V183H17L18 181ZM26 180V181H25ZM46 180V181H45ZM81 180V181H80ZM193 180H191V183L189 182V181H187L186 183H187V186H186V190L189 188L190 190H191V188H192V186H193V189L191 190V191H193V192H198V193H200V188L199 187H196V189L198 188L199 190H196L195 188H194V186H196L192 181ZM262 180H263V182H262ZM9 181V182H8ZM11 181H12V183H11ZM39 181H41L40 183H39ZM43 181H44V183H43ZM68 181V182H67ZM74 181H76V182H74ZM89 181V182H88ZM102 183V185H100V186H94V184H96V183H100V182ZM104 181V182H103ZM197 181H199V182H197ZM211 181V182H210ZM7 182V183H6ZM39 184H38V183ZM49 182H51L50 184H47V183H49ZM55 183V185L54 184H52V183ZM61 183V184H59V183ZM131 182V183H130ZM190 184H189V183ZM197 182V183H196ZM210 182V183H209ZM247 182V183H246ZM258 182V183H257ZM5 183V184H4ZM10 183V184H9ZM23 183V184H22ZM66 185H64V184ZM71 184V185H70ZM84 184V185H83ZM92 184V185H91ZM124 184V183H123ZM205 184V185H204ZM226 184H227V182H226ZM8 185H10V186H8ZM42 185V186H41ZM49 185V186H48ZM51 185H53L52 187H51ZM60 185V186H59ZM69 185H70V187H69ZM91 185V186H90ZM96 185H98V184H96ZM190 185H191V187H190ZM210 185H212V186H210ZM3 186H5V187H3ZM7 186H8V188H7ZM12 186V187H11ZM20 186H22V187H20ZM28 186V187H27ZM37 187V188H32V187ZM55 186V187H54ZM62 186H64V187H62ZM92 186H94V187H92ZM123 186H124V188H123ZM152 186V185H151ZM151 186H149V189L151 190L152 189V187ZM249 188L251 187V185H247ZM261 186V187H260ZM6 190H4L3 188ZM16 187H19L18 189H16ZM40 187V188H39ZM44 188V190H45V188L47 187V193L46 194H44V195H46V196H43V188ZM62 187V191L60 190V188ZM100 187V188H99ZM216 187V186H215ZM260 189H259V188ZM2 188V189H1ZM13 188V189H12ZM28 189V191H27V189ZM42 188V189H41ZM54 188V189H53ZM66 188H67V190H66ZM94 189V191H92L93 189ZM126 188V189H125ZM129 188V189H128ZM148 188V187H147ZM8 189V190H7ZM22 189H24V190H22ZM31 189V190H30ZM35 189H37L36 190V192H37V194L36 193H34V190ZM39 189L40 190H42V191H40V192H38L39 191ZM48 189H50V191L48 190ZM52 189V190H51ZM57 189V190H56ZM59 189V190H58ZM86 191H85V190ZM103 189V190H102ZM105 189V190H104ZM188 189V193H190V190ZM257 189V190H256ZM3 190H4V192H3ZM14 191V190H17V191H14V192H16V194L13 192V194H12V192H10V191ZM26 190V192H28V193H26V192H24ZM67 192H65V191ZM113 190V188L110 190V191H112ZM124 190L125 191H128L127 192V194H126V192H124ZM146 190H148V189H146ZM146 190H145V195H149V193L150 192H152V190L151 191H147V192H149V193H146ZM185 190V191H186ZM195 190V191H194ZM254 190H256V191H254ZM258 190L260 191V193L258 192ZM21 191V192H20ZM33 191V192H32ZM56 191V192H55ZM60 191H61V193H60ZM74 192V193H72V192ZM85 191V192H84ZM185 191H182L183 192V194H186L187 193V191H186V193H184ZM239 191V192H238ZM23 192L25 193V194H23ZM42 192V193H41ZM48 192H49V194H48ZM72 194H70V193ZM94 192V193H93ZM114 192V191H113ZM134 192V193H133ZM182 192H181V195H183L182 194ZM251 192H253V193H255L256 194V196L254 195V196H252V193ZM40 193V194H39ZM55 193H56V195H55ZM59 193V194H58ZM63 193H66V194H64V195H62ZM86 193V194H85ZM111 193V192H110ZM143 193V194H144ZM224 193H227V194H224ZM257 193H259V194H257ZM23 194V195H22ZM51 194V195H50ZM55 195V196H53V195ZM70 194V195H69ZM74 194H76V195H74ZM81 194H85V195H82L81 196ZM113 194V193H112ZM130 194V195H129ZM262 194V195H261ZM5 195V196H4ZM37 195H39V196H37ZM79 195V196H78ZM91 195V196H90ZM125 195H127V197L125 196ZM133 195H135V197L137 198H131ZM152 195V193L149 195V197H148V199L150 198V196ZM227 195V196H226ZM259 195V196H258ZM261 195V196H260ZM41 196H43V198L44 199H46V200H44L43 198V203L42 202H40L41 201V199L39 200V197H41ZM48 196V198H46ZM57 196H59V197H57ZM93 196V197H92ZM153 196V195H152ZM184 196V195H183ZM248 196H249V198H248ZM258 196V197H257ZM35 197V198H34ZM54 197V198H53ZM125 197V199H123V198ZM34 198V199H33ZM38 198V199H37ZM53 198V199H52ZM140 198H141V200H140ZM143 198H144V196H143ZM145 198H146V196H145ZM230 198V199H229ZM252 198V200H253V198H256L257 199V204L259 205V207L258 206H256L257 204H256V200H251L250 201V199ZM259 198H260V200L262 199V205H260L261 204V201L259 200ZM49 199V200H48ZM96 199V200H95ZM130 199H132L134 202H135V204H134V202H132ZM147 199V198H146ZM145 199V200H146ZM146 200V201H148V202H151V200L153 199H151L150 198V200ZM245 199H249V201H247L248 203V205H250L251 207H247V204H244L246 201H244ZM64 200V201H63ZM101 200H100V202H101ZM71 201V202H70ZM89 201H91L90 203H89ZM105 201H107L106 203H104ZM153 201V200H152ZM236 201V202H235ZM38 202H40V203H38ZM44 202H45V205L46 204H48V205H46V206H41L42 204H44ZM69 202V204H68V206L66 205L67 203ZM96 202H97V205H96ZM109 202H110V204H112V206L110 205V207H106V206H104V205H102L103 203L106 205V204H109ZM134 204V205H132V203ZM136 202H138V204L136 203ZM238 202V203H237ZM252 202V203H251ZM254 202H255V204H254ZM65 203V204H64ZM85 203V204H84ZM88 203V204H87ZM127 203H131L130 205L129 204H127ZM147 203V202H146ZM145 203V204H146ZM153 203V202H152ZM237 204V205H240L241 207H243V205L244 206H246L245 208H247V210H249L248 208H250V210H253V211H251V212H253V216L252 215H250V216H248L249 214H248V212L250 213V210L246 213V211L242 208H238L235 204ZM52 204V205H51ZM62 204H64V205H62ZM83 204L86 206L85 208L86 209H84V206H83ZM125 204H127V205H125ZM150 204L151 203H147V205H149V207H150ZM233 204V205H232ZM51 205V206H50ZM75 205V206H74ZM89 205V206H88ZM94 205V206H93ZM113 205H115V207L113 206ZM153 205V204H152ZM152 205H151V207H152ZM7 206V207H6ZM53 206V207H52ZM102 206V207H101ZM118 206H117V208H118ZM129 206H131V207H133V208H131V207H129ZM35 207H37V209L35 208ZM80 208L81 207V209L82 210H84V212L85 211H88L87 213H83V211L81 210V209H77V208ZM114 207V208H113ZM122 207V208H121ZM225 207H224V209H225ZM238 208V210H237V208ZM255 208V210L254 209H252V208ZM256 207H258V208H260V207H262V208H260V209H257ZM53 208V209H52ZM89 208V209H88ZM100 208H103V209H101L103 212H98V210L100 209ZM111 208H113L112 210H111ZM131 208V209H130ZM235 208H236V210H235ZM2 209V210H1ZM36 209V210H35ZM66 209H68V210H70V212H71V214H72V212H73V214L76 216H74V215H72V216H74L73 217V221H71V219H72V217L70 216V214L68 215V211L66 210ZM98 209V210H97ZM135 209V208H134ZM137 209H139V208H137ZM136 209V210H137ZM242 210V211H245V212H240V210ZM19 210L21 211V212H19ZM37 211V213H35V211ZM77 210V211H76ZM80 210V211H79ZM94 210V211H93ZM101 210H99V211H101ZM117 210V209H116ZM131 210V211H130ZM259 210H260V212H259ZM24 211V214H22V212ZM26 211V212H25ZM30 211H32V212H30ZM51 212V213H49V212ZM66 211H67V213H66ZM93 211V212H92ZM119 211V210H118ZM256 211V212H255ZM17 212H18V214H17ZM35 213V215H34V213ZM56 213V214H54V213ZM60 212V213H59ZM65 212V213H64ZM95 212V213H96ZM106 212V210H105V214H107V215H109V213H107ZM135 212H137V211H135ZM231 212H232V214H234V215H232L231 214ZM241 213V214H236V213ZM20 213V214H19ZM49 213V214H48ZM98 213H100V214H98ZM114 213H116V215H113ZM120 213V212H119ZM127 213V214H126ZM130 213V214H129ZM132 213L134 214V215H132ZM138 213V212H137ZM258 213V214H257ZM30 214V215H29ZM65 214H67V215H64ZM86 215V216H84V215ZM101 214H103V215H101ZM237 216H236V215ZM251 214V213H250ZM26 215V216H25ZM80 215H81V217H80ZM82 215H83V217H82ZM93 214H91L90 216H92ZM95 214L93 215V217H95L96 216ZM106 215V216H107ZM124 217H123V216ZM129 215V216H128ZM231 215L233 216V217H231ZM254 215H255V218H254ZM257 215H259V216H257ZM263 215V217H261ZM70 218H68V217ZM110 216V215H109ZM120 216H122V218H120ZM131 216V217H130ZM251 216H252V218H251ZM4 217H5V219H4ZM21 217H22V220H21ZM49 217V218H48ZM51 217L52 218H56V219H58V220H61L62 221V223L64 222V223H67V224H69L70 223V221L71 222H73L72 224H69L68 226H67V229L65 228V231L67 230V232L69 231V233H67V232H64V230H62V235L60 236V238L57 240L58 241V243L60 242V241H62L63 242V244L61 243V245H60V243L58 244L57 242H56V240H49V242L47 241V240H45V241H47L48 243H46V242H44V245H42V246H40L39 244H42L43 242L42 241H44V240H42V238H43V235L41 236V233H40V231L39 230H37V228L39 229V227L42 225V226H44V224H45V220L46 219H51ZM78 217H80L79 219H78ZM234 217H237V219H235L236 221L238 220V224H236L235 225V223H237L235 220H234ZM242 217V218H241ZM6 218H8V219H6ZM16 218V219H15ZM60 218H64V221L62 220V219H60ZM120 218V219H119ZM130 218H132V219H130ZM255 220H254V219ZM258 218H260V219H258ZM15 220V223H14V220ZM34 219H36V220H34ZM89 219V220H88ZM136 219H137V217H136ZM239 219H240V221H239ZM3 220H6V222H3ZM77 220H79V221H77ZM81 220H83V222L81 221ZM90 220H92V221H90ZM115 220H116V218H115ZM130 220H132V221H130ZM256 220H258V221H256ZM66 221H68V222H66ZM77 221V222H76ZM88 222V221H90V222H88V223H86L85 224V222ZM235 221V222H234ZM4 224H3V223ZM241 222V224H239ZM256 222V223H255ZM62 224L63 226L64 225H66V224ZM76 223L78 224V226L76 225ZM79 223H82V224H80L79 225ZM246 223V224H245ZM247 223H249V226H251L250 227V231L248 230V228H249V226H247L248 224ZM2 224V225H1ZM14 224V225H13ZM53 224H54V222H53ZM87 226V224H88V226H89V228L88 227H86L85 225ZM26 226L27 225V227L30 229V231H31V229H33V231H28L29 229L27 228L26 229V227H21V226ZM138 227H137V226ZM239 225V226H238ZM245 226V228H243V226ZM12 226V227H15V228H10V227ZM37 226H39V227H37ZM42 226H41V228H42ZM72 227V229L74 230L73 232H72V229H70L71 227ZM79 226H84L83 228L84 229H88L89 231H87L86 233L88 234H86V233H84L83 232V234H82V231H86V230H82L81 231V233H79L80 231H78V229H80V228H78ZM234 226H236V227H234ZM252 226L254 227V228H252ZM9 227V228H8ZM74 227V228H73ZM91 227V228H90ZM237 227H239V229H241V231L239 230V229H237ZM25 228V229H24ZM78 228V229H77ZM235 228V229H234ZM13 231H12V230ZM21 229H23L24 230V233H23V235H21L22 234V232L23 231H19V230H21ZM36 229V231H34ZM63 229H64V227H63ZM245 229H246V231H245ZM256 229V230H255ZM264 229V228H263ZM14 230H15V232H14ZM18 230V233H19V235H17V233H16V231ZM29 232V233H31V234H29V233H27V231ZM41 230V229H40ZM75 230H77V231H75ZM70 231L72 232V235H74V236H76V237H73V239H72V235L70 234ZM261 231V230H260ZM259 231V232H260ZM16 233V235H17V237H15V236H13L14 235V233ZM33 232V233H32ZM36 232V233H35ZM75 232H77V233H79V235H82V238H83V236H84V240H82V238L80 237V236H78V234L77 235H75L76 233ZM143 231L141 230L138 234H136V239H135V242L134 243H136L137 245H138V247H137V252L138 253H136V254H138L137 255V257H136V254H134L132 257H133V259L135 258V260H137V259H139V260H137L136 262H135V260H133V262L136 264H151L152 262H153V259H152V252L149 254L148 253V249L149 250H151L150 249V237L149 238H146V236H145V233L143 232ZM248 232V233H247ZM255 232V234H253ZM258 232V233H259ZM4 235H3V234ZM9 234V237H8V234ZM89 233H91L90 235H89ZM252 233V234H251ZM257 233V235H259ZM261 233H262V235H263V233H264V231H261ZM2 234V235H1ZM26 234H27V240L30 242V236H31V241L33 242L34 241V239H35V242H28L27 240H26ZM30 236H29V235ZM65 234V235H64ZM68 234H70V235H68ZM85 234L88 236H86L85 237ZM247 235L246 237L247 238H245L244 237V235ZM7 235V236H6ZM20 235H21V237H22V240H21V237H20ZM35 235V236H34ZM70 236V238L71 239H69V237H66V236ZM141 235V236H140ZM261 235V234H260ZM1 236H3L2 238H1ZM29 236V237H28ZM77 236H78V239H77ZM92 236H94V237H92ZM254 237V238H252V237ZM5 237V238H4ZM20 237V238H19ZM25 237V238H24ZM34 237V238H33ZM62 237H65V238H62ZM89 237H91L90 238V240L91 241H88L89 240ZM138 237H140V242L142 243V245H143V247L144 246H146L145 248H143L142 246H141V244H140V242H139V238ZM185 238V236H182V239H183V241L186 239L187 240V238ZM244 237V238H243ZM250 237V238H249ZM255 237L257 238V237H259V239L261 240V242H259L260 240H258V238L257 239H255ZM262 237V236H261ZM8 238V239H7ZM14 238V241L16 240H19V242L17 241V243H15V244H13V246L11 245V243L13 242L11 239H13ZM19 238V239H18ZM74 238H75V240H74ZM94 238V239H93ZM112 238V237H111ZM164 238V237H163ZM162 238V239H163ZM44 239V238H43ZM63 239V240H62ZM64 239H66V240H64ZM69 239V240H68ZM76 239L80 242L79 244H78V241H76ZM87 239V241H85ZM95 239H100V241L99 240H95ZM148 239V240H147ZM189 239V238H188ZM247 239H249L248 241H247ZM250 239H251V242H250ZM253 239V240H252ZM256 241H255V240ZM9 240H10V242H9ZM23 240H24V242H23ZM38 240V241H37ZM40 240H41V242L42 243H40ZM73 240V241H72ZM81 240L83 241V242H81ZM257 240H258V242H257ZM21 241V242H20ZM26 241H27V244L29 243V246L28 245H26L25 243H26ZM36 241L38 242V243H36ZM54 242V244H53V242ZM64 241H65V243H64ZM71 241V242H70ZM74 241H76V242H74ZM94 241H98L99 242V244L97 243V242H94ZM102 241H104L105 243H107L108 245H100L101 243L102 244H104V242H102ZM188 241H190L191 242V240H188ZM238 241H239V243H241V245L240 244H238ZM247 241V243L245 244V242ZM253 241L256 243H259V244H255V243H253ZM72 242H74V245L76 244H78V246L77 247H79L78 249V251L77 252H79L80 253V251H82V253H81V255H79L77 252H76V248L74 249V247H76V245L74 246L73 245V243ZM88 242H92V243H89V245L87 244ZM108 242H112V243H108ZM186 242V241H185ZM185 242H182L181 241V245L183 244L184 245V243ZM194 242V241H193ZM32 243V244H31ZM56 243V244H55ZM68 243V244H67ZM69 243H72V246L71 245H69ZM83 243L85 244L84 245V247H85V250H84V252H83V249H82V247H83ZM95 243H97L98 245H100L97 249L96 248H94V247H96V246H98L97 244H94ZM242 243H243V245L245 244V246H242ZM262 243V244H261ZM46 244V245H45ZM48 244H53V246L51 245V247L48 245ZM82 244V245H81ZM91 244V245H90ZM92 244H93V246H92ZM250 245V244H252V245H254V247H255V245L257 246V247H255L256 248V250H255V252L258 250V245H261V251H259L258 250V252L259 253H255V257H254V254H253V251L251 250V249H254L253 247H251V245H250V248H247V247H249L248 245ZM15 245V246H16ZM48 245V247L49 248H47L46 246ZM68 245H69V247H68ZM81 245V246H80ZM89 247H87V246ZM243 248H241L240 249V252H239V247L240 246ZM29 247V249H28V251H27V253L29 254H27L26 255V252L24 253V249H23V247L24 248H26V247ZM31 246H33V247H31ZM36 246H39V247H36ZM43 246H45V248L47 249V252L46 251H44V247ZM66 246V247H65ZM90 246H92V247H90ZM238 246V247H237ZM12 247H14V249L12 248ZM27 247V248H28ZM41 247H42V251H40V254H41V252L43 253V255H39L38 254V252H39V250L41 249ZM54 247V248H53ZM87 247V248H86ZM236 247V248H235ZM246 247V248H245ZM0 248H1V246H0ZM18 248V247H17ZM26 248V249H27ZM30 248H33V249H30ZM59 248H60V250L61 251H59ZM68 248H69V250H68ZM71 248V249H70ZM95 249V250H90V252L89 251H87L88 249ZM182 247H180V251H183V248L181 249ZM39 249V250H38ZM45 249V250H46ZM48 249H49V251H48ZM74 249V250H73ZM105 249V250H104ZM143 249H145L144 251H146V253H148L149 255H150V257H149V255L147 256L148 258L147 259H145L146 258V254L145 253H143L144 251H143ZM172 249V248H171ZM173 249H175V247L173 248ZM188 249V248H187ZM249 249V250H248ZM259 249H260V247H259ZM29 250H31V251H29ZM36 250V251H35ZM102 250H104V252H102ZM242 250H243V252H242ZM244 250H246L245 252H244ZM250 250H251V252H250ZM35 252V255L36 254H38V256L37 257H35V255H34V252ZM44 251V252H43ZM76 253H75V252ZM85 251H87V252H89V255L87 254V252H85ZM102 253H101V252ZM180 251H178L177 252V250L175 249V250H173V253L175 254V253H179ZM247 251H248V253H249V255H251V256H249L248 255V253H247ZM31 252V253H30ZM33 252V253H32ZM50 252V253H49ZM71 252V253H70ZM244 253V254H242V253ZM22 253V254H21ZM181 253V252H180ZM245 253H246V255H245ZM30 254H33V255H30ZM71 254V255H70ZM84 254H86L87 255V258H84L83 257V255ZM240 254H242V255H240ZM259 254V258H258V255ZM18 255H20V257H21V259H20V257L18 256ZM26 256V258H25V256ZM184 255V254H183ZM234 255V256H235ZM248 255V256H247ZM23 256H24V258H23ZM30 256H33V257H31L30 258ZM100 256V257H101ZM135 256V257H134ZM235 256V257H236ZM245 256V260H244V258H242V257H244ZM30 258L31 259V261L28 259V258ZM35 257V258H34ZM79 257H80V259H79ZM82 257V258H81ZM132 257H131V259H132ZM247 257H249L248 259L250 260V261H248L247 260ZM250 257L252 258V260L250 259ZM72 258V259H73ZM24 259V260H23ZM68 259H70V258H68ZM83 259H85V260H83ZM152 260V262H151V260ZM243 259V260H242ZM13 260V259H12ZM13 260V261H14ZM95 260V259H94ZM97 260H99V259H97ZM96 260V261H97ZM147 260H148V262H147ZM240 260H241V262H240ZM12 261V262H13ZM17 261H14L15 263H11V264H18V262ZM27 261H29V262H27ZM71 261H74V260H71ZM244 261V262H243ZM248 261V262H247ZM17 262V263H16ZM151 262V263H150ZM153 264V263H152Z\"/></svg>",
	"mask_w": 264,
	"mask_h": 264
}]
</instances>
